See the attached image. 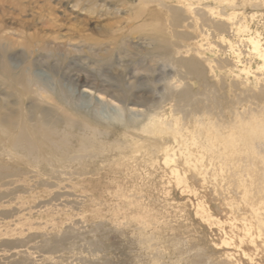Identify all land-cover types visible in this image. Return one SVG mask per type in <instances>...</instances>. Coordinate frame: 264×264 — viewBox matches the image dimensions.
<instances>
[{"label": "rangeland", "instance_id": "374dc122", "mask_svg": "<svg viewBox=\"0 0 264 264\" xmlns=\"http://www.w3.org/2000/svg\"><path fill=\"white\" fill-rule=\"evenodd\" d=\"M140 1L0 0V35L13 34L8 63L15 73L27 67L30 85L0 72V264H264V150L251 171L243 145L254 140L249 123L264 126V69L254 60L245 77L219 43L246 37L241 24L264 37V1L236 0L235 24L218 31L209 17L215 51L201 74L188 57L152 52L159 37L188 42L186 14L173 25L177 1ZM66 104L102 126L101 148L82 167L44 174L10 150L12 123L48 109L64 131ZM151 118L180 139L143 132Z\"/></svg>", "mask_w": 264, "mask_h": 264}, {"label": "bare ground", "instance_id": "6f19581e", "mask_svg": "<svg viewBox=\"0 0 264 264\" xmlns=\"http://www.w3.org/2000/svg\"><path fill=\"white\" fill-rule=\"evenodd\" d=\"M143 1L150 2L154 0H141L140 2ZM176 1L179 5L176 6L178 7L177 9L175 6H172V12L174 14L173 25L179 26L181 13L186 14L188 20L187 26L188 29H190L185 33L186 41L188 40V42H184L185 44L181 46V44L177 43L174 36L170 37L169 39L165 37H159L158 41L161 42L158 43L159 45H155V47L152 48V52H156L163 59L167 60L170 58V56L176 54H179V56L181 57H188L183 59L184 63L187 64L190 70L201 74V63L203 64L204 62L213 61V59L206 56V54L209 51H215L214 44L210 41L209 38L210 33L206 32V30H203V28L207 25L206 21L209 19V17L213 19L212 23H215V29L217 31L225 28V24H235L234 9L241 7L242 4H239L238 2H236V0ZM254 5H258V3H254ZM232 8L233 11L229 12L228 10H231ZM151 14L154 15V12H151ZM220 17H222V19H220ZM223 19H226L227 22L224 23ZM200 22L201 30L203 32L200 35H197L195 34V29ZM241 28L242 32L247 33V35L245 34L246 37L241 38L239 42H233L230 40V38L221 35L219 37V43L227 44L228 51L231 52L230 56L235 59V62L237 64L243 66L240 70L245 77H248V75L252 73L251 66L249 64H251V62H253L254 60L258 63V69H264V37H262V33L259 31H250L246 24H241L237 27L238 30H240ZM230 29H233V27H230L227 30L228 33L231 31ZM237 29L235 28V31L232 32L234 34H237ZM12 36L13 34L11 33L0 35V46L2 49V56L0 58V72L5 77H7L13 85L22 87L27 91L30 90V85L28 83L29 76H26L27 67L22 72L15 73L12 71V67H10L11 65H9L8 63V56L6 52L11 47V44L13 42ZM177 36L180 38L183 37V35L180 33H177ZM36 42L38 44H43L45 47H48V45H46L47 41L45 40H37ZM26 43H28V41H26ZM242 46L245 47L246 50L242 49ZM108 50L107 55L111 53L110 50ZM246 60L250 61L247 64H244V61ZM87 92L92 93V90H83L84 95ZM185 97L186 95L183 94L182 98ZM101 98L102 97L100 96L94 97L95 100H99ZM67 110L69 112L65 114V117L63 116L62 118H60V120L66 121L69 126V128L65 129L64 131L58 129L57 126L59 122L57 121L59 119V116L57 115V118L56 114H54V112L51 110L42 109L40 111L41 116L39 117H36L35 115L31 116L29 112H24L20 120L12 123L11 128L17 129V132H12L9 136L11 140L10 150L19 152L26 156L28 161L25 163L27 164V166H35L39 168V170L44 174L47 172L53 173L57 171L59 166L71 167L72 164L75 163L79 164L78 166L82 167L81 161L83 159L96 158L99 153L98 150L101 148V146L96 145L93 142L94 140H102V126L93 117L89 115H83L81 112H79L77 106L73 104L69 105V107H67ZM248 126L249 128L247 133L249 137L253 138L254 140L247 141V143L243 141V145L251 148V153H253V157L251 161L247 163V166L251 171H258L259 169L256 168L257 163L254 157H259L260 159V157L262 156L261 153H263L262 151L264 150V126H261V124L259 123H249ZM73 129H75V131H73ZM141 129L143 130V132L149 133L150 135L161 136L162 140H164L162 136V134L164 133H170V135L172 134V137L175 140H179L180 136L182 135H180V131L178 129L173 128L169 123L159 121L156 122L155 120H153V118H151L149 122L143 124L141 126ZM161 137L159 138L160 140ZM215 137L218 138V136ZM69 140H78V145L71 148ZM227 140H229V142L233 144L235 139L231 134L227 138ZM171 149L172 147L170 145L162 147V151L165 154L167 162L173 160L170 154ZM262 158L263 159L261 160L264 161V155L262 156ZM240 180L242 181V192H244V195L246 197L248 193L247 182H245L243 178H241ZM200 215L205 218L207 217L203 208H201L200 210Z\"/></svg>", "mask_w": 264, "mask_h": 264}]
</instances>
